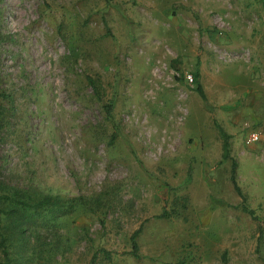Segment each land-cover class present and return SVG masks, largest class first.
Masks as SVG:
<instances>
[{
    "label": "rangeland",
    "instance_id": "374dc122",
    "mask_svg": "<svg viewBox=\"0 0 264 264\" xmlns=\"http://www.w3.org/2000/svg\"><path fill=\"white\" fill-rule=\"evenodd\" d=\"M2 92L3 185L87 201L9 264H264L262 0H0Z\"/></svg>",
    "mask_w": 264,
    "mask_h": 264
},
{
    "label": "trees",
    "instance_id": "16d2710c",
    "mask_svg": "<svg viewBox=\"0 0 264 264\" xmlns=\"http://www.w3.org/2000/svg\"><path fill=\"white\" fill-rule=\"evenodd\" d=\"M264 2V0H262ZM88 84L92 87L95 95H99L98 84L95 79L91 76H86ZM195 90L200 95L202 99H205L204 91L201 85L198 83ZM0 98H8V94L0 93ZM1 108V106H0ZM107 108V113H110L111 109ZM2 109V108H1ZM0 109V129L2 128V113ZM219 132L222 138V154L221 158L223 161L231 160L230 167V181L236 190V192L242 198V209L252 216L253 219H257L254 214L253 209L248 208L246 204H244L245 196L241 193V190L236 182V161L232 159L230 155L229 148V138L230 135L227 134L223 128H219ZM114 133L111 135V142L114 140ZM190 168L188 169V177L190 176ZM104 195L103 191H100L95 197L92 198V201L97 203V207L101 206L102 196ZM86 198L84 196L71 197L70 199H63L58 195H44L38 199H35L26 192L21 191L20 189H13L8 191V188L5 187L0 181V252L3 253L4 262L9 264L8 259V246H7V237L8 231L11 229V225L15 228H20L21 232H23L24 242L28 240L35 232L38 226L43 225L48 226L47 224L53 223L59 216H64L73 212L77 207L83 206L86 203ZM95 209H92L94 212ZM158 216H166V213L163 212ZM26 231L29 234L26 235ZM141 231V227L136 229L131 235V253L135 257H139L138 254V244L135 240L138 233ZM100 252L105 257L109 256V252L105 249H100ZM223 259H226V252L223 253ZM96 253H93L91 257L90 264H95ZM227 263V261H224ZM1 264V262H0Z\"/></svg>",
    "mask_w": 264,
    "mask_h": 264
},
{
    "label": "built area",
    "instance_id": "2783aa9c",
    "mask_svg": "<svg viewBox=\"0 0 264 264\" xmlns=\"http://www.w3.org/2000/svg\"><path fill=\"white\" fill-rule=\"evenodd\" d=\"M189 80L192 81L193 78L189 77ZM258 139H259L258 134L255 133V132H252V133L249 135V140H250V141H257Z\"/></svg>",
    "mask_w": 264,
    "mask_h": 264
}]
</instances>
